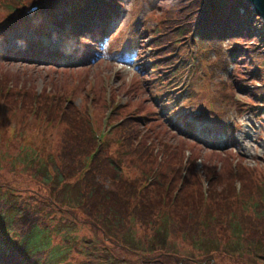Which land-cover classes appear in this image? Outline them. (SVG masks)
<instances>
[{
  "label": "rangeland",
  "instance_id": "1",
  "mask_svg": "<svg viewBox=\"0 0 264 264\" xmlns=\"http://www.w3.org/2000/svg\"><path fill=\"white\" fill-rule=\"evenodd\" d=\"M21 1L27 0H0V23ZM175 1L188 0H125L105 36L98 42L83 40L85 52L79 60L82 48L71 47L64 30L47 13L39 33L24 19L3 29L7 39L0 41V50L16 44L29 47V40H41L52 51L41 55L43 50L36 49L38 55L31 58L0 57V194L15 200L18 208L26 205L27 214L32 212L48 228L54 245L48 243L38 251L41 264H264L256 246H246L243 239L264 242V217H257L264 215L262 19L245 1L244 13L251 15L245 28L199 34L194 22L204 5L193 0L199 5L194 17L193 11L184 14L193 7L190 1L179 10ZM183 17L189 20L187 26ZM161 30L164 35L158 34ZM157 38H163V46ZM235 46L240 50L229 55ZM68 114L71 118L82 114L88 128L98 132L94 139L82 130L75 140L76 147L85 148L92 141L77 156L80 165L91 161L85 173L95 170L90 167L94 158H87L93 143L102 140L95 154L100 155V180H114L127 192L116 173L132 180L138 192L146 188L153 212L145 206L142 223L138 218L129 221L143 239L134 234L143 249L131 248L130 241V247L124 244L122 233L130 230L105 223L95 209L78 203L79 189L73 184L78 173L73 182L69 179V190L60 181L44 179L46 172L59 171L53 160L65 128L76 130L66 122ZM177 155L172 160L175 178L164 167V158ZM111 163L118 170L103 167ZM192 165L199 185L195 178H186ZM160 180L164 186L174 181L170 194L177 195L169 200L174 205L158 201L167 194L150 183ZM230 183L232 189L223 190ZM183 188L185 193L191 190L196 202L202 192L207 202L217 205L202 208V203L201 218L221 213L208 246L200 243L201 235L195 240L188 237L194 220L193 212L187 217ZM11 212L0 206V232L15 244L16 253L27 257L30 248L19 241L25 224L16 227L17 220L10 224ZM165 218L174 221L172 231ZM120 228L117 237L114 231ZM156 231L167 233L166 243ZM43 237L46 231L40 232ZM0 244L4 248L1 239Z\"/></svg>",
  "mask_w": 264,
  "mask_h": 264
},
{
  "label": "trees",
  "instance_id": "2",
  "mask_svg": "<svg viewBox=\"0 0 264 264\" xmlns=\"http://www.w3.org/2000/svg\"><path fill=\"white\" fill-rule=\"evenodd\" d=\"M29 1H37V0H29ZM125 0H49L47 1L43 6L46 4L51 6V9L59 15V18H57V24L56 26L58 28L65 29V25L68 24V29H66V34L70 36L73 39V42L75 44L76 50H82L79 52V56H82L85 52L84 47H82V44L84 43L83 40H94L96 42L99 38V34H105L106 30L111 27V23L115 17V15H118V13L123 9V6L121 5ZM191 2L190 4L193 6L192 8L188 9L186 13L194 12V17L198 16V8L199 5L197 3H194L193 0H188L187 2ZM202 3V7L204 5L205 9L201 8L200 10H203V14L200 15L199 19L194 22L193 18H190L191 22H194V30L198 31L199 34H228L230 32H237L241 28H245L246 22H249L250 16L249 14L244 13V0H200ZM184 2L183 4H180V2L175 1V9L179 10L181 6L183 8L189 5V3ZM43 4V3H42ZM41 4V5H42ZM186 4V5H185ZM189 8V6L187 7ZM186 9H183L184 11ZM18 11V10H17ZM235 11L238 13L239 19L235 16ZM20 14V13H19ZM201 18V19H200ZM188 19L186 17H183L182 23L186 26L188 25ZM247 31V29H245ZM161 35L163 34V30L158 31ZM5 35L0 36V38H4ZM218 39L221 43L224 41V39ZM163 42V38H157V44L159 46H163V44L160 45V43ZM157 46L156 48H159ZM29 47L35 48V45H30ZM43 50L42 48L40 49ZM240 48L235 46V48H230V54L234 55L237 51H239ZM49 52H52L49 50ZM26 56V52L23 53L22 50H15L10 49L7 51H4L0 54V56H4L5 58L9 59H20ZM154 58H157L154 57ZM260 93H262L261 98H264V91L262 90ZM66 118V122H68L70 125H72L76 130L73 132L68 127L65 128L64 134H63V140L60 141V145L56 151L55 159L53 160L54 168L59 169L58 172L54 171L53 173L46 172L43 177L45 180L49 181H60L63 183V187H65V190L70 189V185H72L70 182H73V177L78 173L77 181H75V184L79 191H78V200L79 204L81 205H88V207H92V209L96 210V215L101 218L105 223L111 222L112 224L116 226H120L121 228H125V230H130L126 233H122V238H125L124 244L129 246V242L131 243V248H139L143 249L142 245H139L138 239L135 235H138L137 232L132 231L130 222L133 221L136 218L141 221V217L144 216L143 208L145 206L150 207V213L153 212V209L151 206H149V195L146 192V188L142 189L140 192L137 191V188L135 186V183L128 179L123 177V175L116 174L115 177L117 181L120 182L121 185L127 187L128 191H123V188H120V185L115 183V181H101L100 176L101 173L99 172V167L97 165V161L100 159V155H95L94 159L92 161V164L90 167H94V171H92L90 174L89 171L84 174H80L79 172V161L77 156L81 154L80 150H87L90 148L92 141L87 142V148L83 147H76L75 146V140L78 135H81L80 132L82 130H88V123L85 121L84 116L77 115L78 118H71L70 115ZM191 126V125H190ZM71 131V132H70ZM87 131H84L82 134H86ZM83 154V153H82ZM178 158L177 156H174L172 159L168 156L164 158V167L170 171L173 172L172 168V160L176 161ZM150 161H154L153 158L149 159ZM109 162V160H107ZM111 162V161H110ZM145 162V161H144ZM146 163V162H145ZM74 165V166H73ZM104 168H108L110 171L118 170L117 166L114 163H111L110 165L104 164ZM61 168V169H60ZM190 173L187 174L186 178L187 180L192 178H195V182L199 185V182L196 177H194L195 171L194 167L189 166ZM64 170H67L68 172H65ZM76 173V174H75ZM175 178L177 177V172H173ZM162 176V174H161ZM163 178H167V175L163 173ZM70 179V182H69ZM160 184H157V182L152 181L150 183L151 188L160 189L163 194H167L164 197L158 198V201L160 203H163L165 206H172L175 204V201L173 203H170L169 200H172V196L170 194V191L172 187L174 186L173 182H170V184H167L164 186L162 181L160 180ZM244 182V181H243ZM116 185V187L114 186ZM217 186V184L210 185L212 192H215L214 188ZM148 187V186H147ZM157 187V188H156ZM186 188V187H185ZM185 188H183L182 194L184 195V201L187 203V206L189 207L187 211V217L189 218L191 216L190 212L192 213V219L194 220V231L189 230L188 231V237L192 238V240H195V237H200V243L206 244L208 246L211 242V237H214V228L217 225L219 216H221L220 212L215 211L213 214L209 215L205 219L201 218L200 213V206L202 205V208H204L207 204L211 205L212 208L215 207L217 209V205L214 202H207L208 197L204 199V196L202 195V192L200 193V196H198V202L195 201V199L192 196L191 190L188 193H185ZM231 190L232 184H227V187L223 190ZM153 190V189H151ZM181 190V191H182ZM210 192V190H209ZM177 195V194H176ZM175 195V196H176ZM261 195V194H260ZM175 196L173 200L175 199ZM261 201V200H260ZM262 202V201H261ZM13 205H16V208L12 207ZM24 209L18 208V204L15 202V200L7 199L5 195H3V198L0 194V206L2 209L8 208V213L11 212V221H16L17 223L14 225L16 227H21L22 224H25L24 226V234L19 239L22 247L24 248V242L26 241L28 244V248H30L28 252L29 256H22L21 254L16 253V246L11 242L10 238H6L5 233L0 232V239L2 240L4 244V248H0V264H41V261L38 259V251H44L46 249L45 245L47 246L49 244H53L51 242V237L48 234V228H44L40 222H38L37 217H33L32 212L30 214H27V210L30 211L29 208H27L26 205L21 204ZM90 215V213H87ZM142 214V216H140ZM3 215L6 217V215L3 213ZM151 215V214H150ZM257 217H264L263 214L257 215ZM7 218V217H6ZM31 223H28V222ZM157 220H154V223H156ZM167 221V218L164 220ZM102 222V223H104ZM30 224V225H29ZM167 224L170 226V231H172L175 228L174 221H167ZM185 225V224H184ZM29 227V228H28ZM10 230L11 227L9 226ZM121 228L116 231H114L115 235L117 237L121 234ZM105 233H107V229H103ZM242 230V228H241ZM46 231V237H43L42 240L40 239V232ZM237 231V230H236ZM242 233V231H241ZM135 234V235H134ZM157 234H163V243L167 242V233L165 231H156L155 235ZM149 237V236H146ZM140 238V237H139ZM130 239V240H129ZM141 239V238H140ZM243 239L246 240V246L249 245L251 247L256 246V252L261 256V258L264 260V242L259 238L260 240H256L255 242H252V239H248L247 236H244ZM28 240V241H27ZM143 240V239H141ZM36 242V243H32ZM261 242V246L259 245ZM54 245V244H53ZM130 247V246H129ZM62 248L60 249V252H62ZM31 254V255H30ZM35 257V259L32 261V258ZM32 261V262H31Z\"/></svg>",
  "mask_w": 264,
  "mask_h": 264
},
{
  "label": "water",
  "instance_id": "3",
  "mask_svg": "<svg viewBox=\"0 0 264 264\" xmlns=\"http://www.w3.org/2000/svg\"><path fill=\"white\" fill-rule=\"evenodd\" d=\"M253 5V9L256 13L261 15L262 20L264 21V0H247Z\"/></svg>",
  "mask_w": 264,
  "mask_h": 264
}]
</instances>
